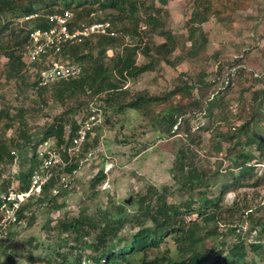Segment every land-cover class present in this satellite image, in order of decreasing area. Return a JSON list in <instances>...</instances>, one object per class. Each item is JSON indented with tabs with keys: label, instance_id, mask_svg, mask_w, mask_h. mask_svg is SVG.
Here are the masks:
<instances>
[{
	"label": "trees",
	"instance_id": "obj_1",
	"mask_svg": "<svg viewBox=\"0 0 264 264\" xmlns=\"http://www.w3.org/2000/svg\"><path fill=\"white\" fill-rule=\"evenodd\" d=\"M249 2L194 0L191 16L185 24L191 54L194 55L206 41L202 24L209 16L228 21L237 8L246 7ZM154 5L155 0H0V47H4L8 61L6 74L17 80L20 85L18 89L24 86L33 90L38 97L39 110L48 102H55L63 108L46 122L39 138L28 135L25 130H20V140L4 138L0 134V163L11 165L15 159V149L26 151L18 172L0 180V195L8 192L13 179L17 181L16 191L29 188L31 174L40 163L38 148L45 142H51L66 162L56 165L41 192L22 204L18 219L32 199L37 200L39 206L49 205L56 211L63 207V204L56 202L64 186L62 176L78 169L77 160L75 157L70 159L67 149L72 145L80 119L91 113L90 104L98 109L101 123L102 118L104 123L107 122L108 110H132L147 114L154 104L165 106L153 114L152 120L159 137L172 140L174 157L170 175L178 185L176 192L181 198L177 203L169 202L170 189L167 185L161 188L147 185L134 196L132 205L135 207L132 211L128 210L125 201L118 204L110 201L105 206H97L92 212L84 207L78 215L57 221V232L67 234L71 240L57 239V248H53L55 254L39 255L38 264H224L226 261L228 264H257L253 258H249V254L264 251V221L255 216L256 211L251 207H239L237 202L231 206L224 204V196L229 191L259 187L264 183V74L261 77L252 76L262 85L248 92L247 96L240 95V108L235 114L226 100L229 93L241 85L242 79L251 75L238 60L231 62L229 67L217 64L216 74L224 80L211 98L200 95L184 104L167 105L171 96L187 97L194 89L212 85L213 81H205L207 74L204 72L195 83L189 85L181 81L163 96L144 92L130 95L123 88L125 82L153 71L161 61L174 65L170 56L177 49L178 40L164 27L166 10ZM66 9L73 12L71 28L108 20L116 34L96 35L78 43L65 44L61 51L62 60L78 64L80 73L40 85L38 73L30 72L21 60V53L28 44L29 28L32 27L31 23L34 27H47L46 15L61 13ZM31 13L38 14L33 22H14L15 17L22 19ZM6 28L12 43L5 42L3 45L2 36ZM143 30L148 35L156 33L162 41H143ZM139 54L147 60L138 63ZM26 72L34 76L32 82L26 80ZM25 111L23 106L15 110L1 108L0 120L6 119L5 129L11 127L14 115H23ZM195 111L203 113L207 122L194 129L191 118ZM100 128L101 124L88 133L81 146L83 151L98 144L96 134ZM206 135L212 141L209 147L205 143ZM204 148L208 149L207 157H210L212 150L223 153L220 164L213 171L201 165L200 151ZM28 151L31 152L29 157ZM222 163L225 164L223 168ZM220 175L222 179H219ZM105 178L103 168L92 177L93 196L96 195V187ZM53 190H56L55 194ZM2 202L0 196V207ZM242 216L249 220V228L245 229L247 234L256 231L253 240L248 241L244 228L234 224L228 228L234 242L227 247L225 254L215 245L208 247L209 238L222 234L218 231L221 221L228 227L226 225L233 221L229 219ZM28 221H34L33 212ZM45 224L49 225V222L45 221ZM125 227L129 228L126 233L123 232ZM91 235L93 240L88 242L86 237ZM8 236L10 231L0 239ZM170 236L175 243L176 255L149 258V253L160 250L162 243ZM63 246L69 251L61 252L59 248ZM86 249H89V253L85 252ZM9 264H14L12 258Z\"/></svg>",
	"mask_w": 264,
	"mask_h": 264
},
{
	"label": "rangeland",
	"instance_id": "obj_2",
	"mask_svg": "<svg viewBox=\"0 0 264 264\" xmlns=\"http://www.w3.org/2000/svg\"><path fill=\"white\" fill-rule=\"evenodd\" d=\"M193 1L155 0L154 6L163 8L167 12L163 18L165 29H169L178 40L177 49L170 56L174 65L161 61L153 71L145 72L136 79L125 82L123 88L127 89L130 95L144 92L152 96H163L181 81H185L189 85L195 83L199 75L204 72L207 74L205 81H213L212 85L194 89L187 97L171 96L167 105L184 104L191 98L200 95L203 97L207 95L211 98L222 86L224 80L222 76L216 74L217 64L229 67L231 62L234 63L238 60L251 72V75L242 79L241 85L235 87L226 100L229 109L235 114L240 108L238 100L240 95L247 96L248 92H252L262 85L252 76L261 77L264 74V0H250L246 7L237 8L228 21H219L218 18L209 16L202 24V33L206 41L194 55L191 54V43L186 39L187 29L185 26L191 16ZM17 21L22 22V19L15 17L14 22ZM7 32L8 28L4 29L3 45L5 42L12 43V37ZM141 35L143 41L147 39H152L155 43L162 41V38L156 33L148 35L143 30ZM198 37L200 38V36ZM3 50L4 47L1 46L0 109L9 107L15 110L23 106L27 111L23 115H14L11 121L12 125L7 129L4 125L6 119L2 118L0 134L4 138L20 140V130H25L28 135L39 138L41 129L46 122L63 110L62 105L48 102L47 106L39 110L41 107L33 90L25 89L24 86L18 89L20 85L17 80L9 78L6 74L8 61ZM108 52L111 53V51ZM146 60L141 54L138 55V63H143ZM25 76L29 82L34 79L30 73L26 72ZM162 106L155 104L150 106L151 111L147 114L132 110L124 112L108 110L107 122L104 123L102 118L101 128L96 134L99 139L98 144L90 146L87 151L81 149L75 156L78 169L71 174L62 176L64 186L57 196L56 202L63 204V207L56 211L49 205L39 206V202L35 199L29 200L19 222L11 227L10 236L0 239V264H9L10 258L14 264H38L37 257L39 255L52 254V252L55 254L53 248H57L55 246L57 239L71 240L67 234L60 235L57 232L58 220L76 216L84 207L88 212H92L97 206H105L110 201L118 204L129 197L131 199L127 206H129L128 210L132 211L135 207L132 205L134 196L144 190L147 185L157 188L167 185L170 189L169 202H179L181 198L176 192L178 185L170 175L174 157L171 149L173 143L171 139L159 137L152 120L153 114L165 107ZM11 113L14 114V111ZM232 118L234 117L232 116ZM206 122L207 119L203 113L194 112L191 118L194 129ZM207 136L205 143L209 147L212 141ZM42 147H39L38 150ZM14 151L15 159L11 165L0 163V180L12 177L19 170L21 158L26 155V151L22 148ZM207 151V148L200 151L201 165L205 169L213 171L220 164L223 153L220 151L216 153L212 150L210 157H207ZM29 152L27 153L28 157L31 153ZM224 166L225 164L222 163L221 168ZM101 168H103L106 178L96 187L97 192L93 196L91 179ZM222 178L223 176L220 175L219 179ZM16 187L17 181L13 179L12 187L9 190L16 191ZM52 192L55 194L56 190ZM233 202H237L239 207H251L256 211L254 212L255 216L261 217L259 219L264 221V183L259 187L229 191L224 196V204L231 206ZM32 212L34 221L30 223L28 218ZM194 217L195 215L192 218ZM229 220L233 221L226 225L228 227H225L222 221L219 223L218 231L222 234L207 240L208 247L215 245L218 249H222L224 254L227 247L234 242L233 235L228 234V228L236 224L235 226L244 228V235L247 234L245 229L249 228V220L244 216ZM45 221H48L49 225H46ZM128 229L125 227L123 232L126 233ZM92 235L86 237L88 242L93 240ZM255 236L256 231H252L245 238L248 237L247 240L250 241ZM59 250L61 252L69 251L65 246ZM85 252L89 253V249H86ZM149 255V258L158 255L160 257L165 255L167 258L174 257L176 249L173 238L167 237L160 250H153ZM262 256H264V251H254L249 254V258H253L257 264L264 263ZM224 264H228V262L226 261Z\"/></svg>",
	"mask_w": 264,
	"mask_h": 264
},
{
	"label": "built area",
	"instance_id": "obj_3",
	"mask_svg": "<svg viewBox=\"0 0 264 264\" xmlns=\"http://www.w3.org/2000/svg\"><path fill=\"white\" fill-rule=\"evenodd\" d=\"M37 17V13H31L24 16L22 21L33 22ZM72 18V10L66 9L61 13L46 15L47 27H34L31 23L28 44L21 53V60L30 72L38 73L40 85L80 73L81 67L78 64L65 63L62 60L61 51L65 44L78 43L96 35L116 34L108 20L94 21L71 28ZM90 107L91 113L80 119L72 145L67 149L70 159L81 150L88 133L101 124L98 109L93 104H90ZM41 146L43 147L38 150L40 163L31 174L29 188L24 191L9 190L0 195L3 201L0 207V237L6 236L11 227L19 222L18 212L22 204L41 192L43 185L52 177L53 168L66 163L51 142H45Z\"/></svg>",
	"mask_w": 264,
	"mask_h": 264
},
{
	"label": "water",
	"instance_id": "obj_4",
	"mask_svg": "<svg viewBox=\"0 0 264 264\" xmlns=\"http://www.w3.org/2000/svg\"><path fill=\"white\" fill-rule=\"evenodd\" d=\"M130 199H131V197H129L128 199H125L124 201L129 204L130 203Z\"/></svg>",
	"mask_w": 264,
	"mask_h": 264
}]
</instances>
